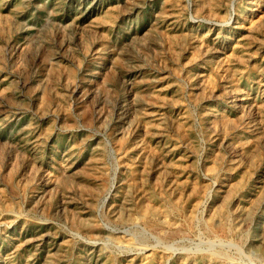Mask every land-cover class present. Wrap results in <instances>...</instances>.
Instances as JSON below:
<instances>
[{
    "label": "rangeland",
    "instance_id": "1",
    "mask_svg": "<svg viewBox=\"0 0 264 264\" xmlns=\"http://www.w3.org/2000/svg\"><path fill=\"white\" fill-rule=\"evenodd\" d=\"M0 264H264V0H0Z\"/></svg>",
    "mask_w": 264,
    "mask_h": 264
}]
</instances>
